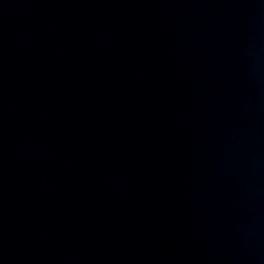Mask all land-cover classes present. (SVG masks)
Returning <instances> with one entry per match:
<instances>
[{"label":"water","instance_id":"obj_1","mask_svg":"<svg viewBox=\"0 0 264 264\" xmlns=\"http://www.w3.org/2000/svg\"><path fill=\"white\" fill-rule=\"evenodd\" d=\"M0 264H264V0H0Z\"/></svg>","mask_w":264,"mask_h":264}]
</instances>
